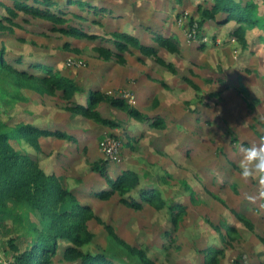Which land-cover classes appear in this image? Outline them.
<instances>
[{"label": "rangeland", "instance_id": "obj_1", "mask_svg": "<svg viewBox=\"0 0 264 264\" xmlns=\"http://www.w3.org/2000/svg\"><path fill=\"white\" fill-rule=\"evenodd\" d=\"M83 1L108 12L95 16L83 8L80 13L86 20L70 15L69 22L100 35L97 40L66 35L50 21L21 13L11 28L14 32H0V48L6 45L17 53L14 57L23 55L24 68L33 61L52 63L80 85L124 99L153 123L161 118L163 126L101 104L102 115L119 122L112 128L66 111L59 96L23 88L22 101L10 110L1 108L0 119L11 127L22 121H53V129H66L77 141L41 137L36 146L14 139L12 145L22 155L37 158L48 173L63 176L78 200L94 209L93 219L86 223L94 234L86 247L92 252L108 250L119 260L137 264L111 238V227L123 241L144 249L156 264H207L206 250L213 251L214 246L222 250L215 253V264H264V196L260 195L264 189L255 178L243 179L239 169L242 147L259 144L264 136V29L249 31V47L244 48L232 34L237 27L234 21L221 23L222 17L220 22L205 21L198 31L203 10L212 0ZM253 1L263 14L264 0ZM113 30L139 37L173 68L135 48L125 53V63L104 60L96 48L112 46L108 33ZM156 34L177 35L180 52L159 46ZM7 74L0 69L1 78ZM108 138L117 141L120 161H112L102 146ZM102 162L112 178L124 170L141 177V187L125 197L139 199L142 191L156 187L169 207L181 204L185 210L177 229L171 231L169 208L149 202L134 208L119 193L108 200L94 196L106 186L94 168ZM40 221L39 214H30L26 224L40 227ZM224 224L237 231L228 235ZM215 225L222 226V235ZM8 227L12 229L10 221ZM30 240L25 230L4 236L0 229V264H15L16 255L30 247ZM58 242L52 264H69L63 258L66 242Z\"/></svg>", "mask_w": 264, "mask_h": 264}, {"label": "trees", "instance_id": "obj_2", "mask_svg": "<svg viewBox=\"0 0 264 264\" xmlns=\"http://www.w3.org/2000/svg\"><path fill=\"white\" fill-rule=\"evenodd\" d=\"M210 3V6L203 10V21L199 23L198 31L203 28L205 21L220 22V17L224 18L221 23L234 21L237 27L232 33L233 36L244 48H248V32L257 27L264 29V13H260L259 5L253 0H248L246 3H243V0H212ZM83 8L95 16L108 12L106 7L92 1L34 0L33 3H29L22 0H0V32H14L11 28L16 24L15 19L19 17V14L26 13L56 24V30L66 35L78 39L97 40L100 35L90 32L86 27L80 28L77 26L78 23L69 22L70 15L79 18L81 22L85 21L86 18L80 13ZM108 34L112 46L102 44L96 48L99 56L106 61L117 59L120 63H125V53L130 52L131 48L139 49L147 55L155 57L157 55L156 48L146 46L139 37L131 33L113 30ZM155 41L172 53L180 52L177 35L166 37L156 34ZM8 53L16 54L14 51H8L6 45H2L0 69H5L8 74L0 77V83L4 85L0 84V114L1 108L10 110L16 106L17 102L22 101L19 91L27 88L44 96H59L65 102L66 111L76 117L93 120L112 128L118 127L119 122L104 117L100 109L101 104L109 103L118 107L141 122L150 120L124 99L113 98L100 89L87 90V87L80 85L75 79L56 70L51 63H45L42 60L33 61L24 68L22 67L25 63L23 55L8 59L6 57ZM156 60L168 68H173L171 64L158 56ZM38 122L43 123L42 120ZM38 122L33 124L22 121L11 127L8 121L0 119V229L3 230L4 236L10 235L11 232L25 230L31 238L30 247L16 255L15 264H52V257L58 253L60 239L66 242L63 258L69 264H134L133 261L119 260L117 255L108 250L92 252L86 249L94 239V234L90 233L86 226L87 221L94 217V209L89 204L78 200L77 193L66 187L63 176L53 172L48 173L38 165L37 158H33L29 153L22 155L21 151L12 145L11 140L14 139L21 144L26 141L36 146L37 140L41 137L77 141L76 135L66 129L43 127ZM150 124L163 126V120L159 118ZM105 163L94 165L95 170L106 182V186L93 193L94 196L108 200L113 194L119 193L123 196L124 202L134 208H141L144 202H149L161 209L169 208L171 231L177 229L182 212L185 210L181 204L175 203L169 207L162 200L161 192L156 187L142 191L139 199L125 197L141 187V177L132 170H124L112 178ZM163 181L166 179L164 178ZM30 214L40 215V227L32 222L26 224ZM9 221L12 229L8 227ZM224 226L228 235L237 231L229 224ZM215 229L220 235L223 234L222 226L215 225ZM108 230L111 238L120 244L123 250H127L132 258H136L134 260L137 264H156L148 257L144 249L123 241L113 228L108 227ZM10 241L12 245L15 242L14 239ZM13 248L17 249L14 246ZM214 248H212L213 251H209L211 247L206 250L207 264H215L217 262L215 253L222 251L214 250Z\"/></svg>", "mask_w": 264, "mask_h": 264}, {"label": "clouds", "instance_id": "obj_3", "mask_svg": "<svg viewBox=\"0 0 264 264\" xmlns=\"http://www.w3.org/2000/svg\"><path fill=\"white\" fill-rule=\"evenodd\" d=\"M242 158L239 163L240 175L243 179L255 178L264 189V136L259 144L242 147ZM264 196V190L260 192Z\"/></svg>", "mask_w": 264, "mask_h": 264}, {"label": "built area", "instance_id": "obj_4", "mask_svg": "<svg viewBox=\"0 0 264 264\" xmlns=\"http://www.w3.org/2000/svg\"><path fill=\"white\" fill-rule=\"evenodd\" d=\"M117 141L113 139H105V142L102 143V146L104 147L105 150L108 149L107 154L110 157L112 161H120V155L118 154V143Z\"/></svg>", "mask_w": 264, "mask_h": 264}, {"label": "crops", "instance_id": "obj_5", "mask_svg": "<svg viewBox=\"0 0 264 264\" xmlns=\"http://www.w3.org/2000/svg\"><path fill=\"white\" fill-rule=\"evenodd\" d=\"M173 35H174V34H173ZM10 54H11V56H10ZM7 55L10 56V57H12V56L14 57L15 55H17V53H16V54H15V53H14V54H13V53H8ZM51 64H52V63H51ZM39 74H40V73H39ZM88 88H90V89H100V88H93V87H90V86H89V87H87V90H90V89H88ZM100 109H101V108H100ZM42 121H43V123H42V122H38L40 126H43V127H49V128H52V129H53V127H51V126H53V124H55L53 121H52V122H51V121L48 122L49 120H42ZM150 121L153 122L152 119L149 120V122H150ZM50 123H51V124H50Z\"/></svg>", "mask_w": 264, "mask_h": 264}]
</instances>
